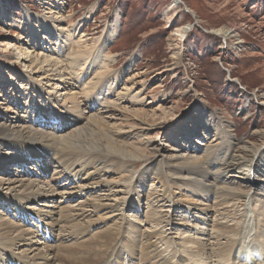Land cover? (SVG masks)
<instances>
[{
	"label": "rangeland",
	"instance_id": "374dc122",
	"mask_svg": "<svg viewBox=\"0 0 264 264\" xmlns=\"http://www.w3.org/2000/svg\"><path fill=\"white\" fill-rule=\"evenodd\" d=\"M184 28L190 30L181 38L179 33ZM222 28L234 31L233 37L224 40L212 33ZM31 30L36 40L31 36ZM104 38L110 42L103 49L102 56L94 60L95 66L91 70L89 63L92 64V57L80 58L83 66L73 61L79 47L95 53ZM33 51L41 59L46 57L55 61L58 68L69 72L71 76L67 82H62L63 74L50 72L46 64L31 60L30 56H35ZM101 73L108 75V83L102 82L97 92H89L91 79L94 76L102 78ZM78 74L80 78H77ZM85 76L89 77L86 79ZM75 92L84 95L81 106L88 108L84 111L86 117L92 114L111 117V126L122 124L126 127V133L120 134L119 141L141 144V148H145V143L151 139L167 152L181 145L191 146L195 151L199 149V155H202L204 148L220 137L219 131L212 124L206 127V122L195 111L202 106L209 108L220 124L229 126L228 130L225 129L228 134L222 137L232 135L235 144L249 141L256 149L264 148V0H0V123L5 116L23 114L27 107L46 109L51 104L64 112L66 107H72L71 94ZM137 112H145L147 122L155 125L148 135L128 128L131 123H137L136 119L130 120L136 117ZM189 112L192 113L191 118H188ZM40 123L37 122L44 129L46 126ZM55 124L52 120L48 126ZM59 126L56 124L55 127L59 129ZM189 132L193 134L191 137ZM229 147L227 142L220 153L225 151L227 154ZM161 157L126 162L128 167H133V172L125 173L126 180L116 176V180L125 187V193L118 194L116 202L133 206L121 212L122 215L114 221L128 227L130 231L126 234L131 237L130 232L134 230L129 227L130 223L140 230L150 229L144 221L149 210L164 211L169 204L174 205L169 217L178 225L174 230L163 229V235L175 241L177 250L183 252L186 249L181 242L182 238L186 239L185 235L200 242L208 240L201 233H211L212 219L217 218L214 214L217 201L211 197L194 196L192 190L184 192L173 188L169 193L171 202L166 200V207L162 208L163 203L159 201L162 198L152 193L155 190L164 192L165 188L160 189L150 179H140L146 167L154 169L160 160L163 163L168 160ZM218 159L222 160L220 156ZM41 161L20 166V170L10 173L11 176L0 171V180L8 177L47 181L54 174L56 165H49V160ZM45 170L44 176L41 172ZM105 179L112 180L110 175ZM67 185V190L73 187L68 182ZM138 185L143 187L138 189ZM241 186L243 190L251 189L248 201L253 225L251 234L264 253V222L261 217L264 197L259 199L254 195L256 192L263 195L262 188L250 183ZM24 189H12L16 190L13 195H21ZM97 190L93 193L96 194ZM92 191L91 188L86 192H73L72 196L65 195L64 199L56 196L51 202L36 204L26 201L29 196L12 198L9 196L11 190H3V199H12H9L10 203L1 201L0 223L9 222L21 229L0 241V264H11L10 259L35 264L37 262L32 257L38 252L33 250H43L42 243L57 245L58 241H64L65 245L75 242L83 245L97 232L111 227L114 221H103L100 226L86 227L85 233L77 239L68 237V234L81 232V229L65 231L64 228L70 225L60 219L66 215L67 218L73 217L72 223L82 221L87 226L84 222L91 220L87 218L90 213H82L86 215L81 218L75 216V210H80L79 204L90 198ZM108 194V191H101L96 196ZM252 195L255 196L254 203ZM17 199L21 202L17 203ZM135 199L140 202V210L134 207ZM237 208L241 212L244 209L239 205ZM19 210L25 214H18ZM51 210L53 219L47 213ZM101 214L95 212L92 218L99 219ZM207 215V223H203ZM21 231L25 232L26 238L19 240ZM30 231L38 237L35 235L33 238ZM17 240L21 242L13 251ZM167 247L160 245L162 251ZM24 251L30 258L24 257ZM182 252L179 254L189 259V264H205L206 257H188ZM171 253L164 255L167 259H174L175 263L178 257L174 258ZM244 258L227 264H242Z\"/></svg>",
	"mask_w": 264,
	"mask_h": 264
},
{
	"label": "bare ground",
	"instance_id": "6f19581e",
	"mask_svg": "<svg viewBox=\"0 0 264 264\" xmlns=\"http://www.w3.org/2000/svg\"><path fill=\"white\" fill-rule=\"evenodd\" d=\"M189 30L190 28H184L180 31L179 37L184 38ZM30 33L33 39L35 38L36 40V35L33 36L34 32L31 30ZM212 33L222 37L224 40H228L233 37L234 31L222 28ZM109 42L108 38L100 41L95 53H89L92 50L87 52L79 47V53L74 56L73 61H77L81 65L80 58L90 59L92 57V64L89 63V69L91 70L92 66H95L94 60L102 56L103 49ZM34 43L36 45L35 41ZM34 53L35 51L32 54ZM34 55V57L30 56L31 60L41 61V64H46L50 72L56 71L63 74L61 80L62 82H67L68 76H71V74L62 68H58L57 62L46 57L41 59L40 55L36 53ZM81 69L82 71L84 70L82 67ZM101 75L102 78L94 76L91 79L93 81L88 84L89 92L94 91L93 93H95L102 82L108 83V75L106 73H101ZM80 76L78 74L77 78H80ZM87 77L89 76H85L86 79ZM37 89H40L42 94H45L42 88L38 87ZM71 95L73 105L71 108L66 107L64 112L57 110L51 104L46 109L27 107L26 112H23V114L5 116L4 121L0 123L1 172L11 176L10 173L20 170V166L30 165L32 161L36 160H42L41 162L49 160V165H56V170L53 168L55 170L54 174L47 181L27 178L14 180L8 177L0 180V203L3 200L10 203L9 199L27 196H29V198H26L28 202H51L56 196L64 199L65 195L72 196L73 192H86L87 189L92 188L93 191L90 194V198L79 204V211L75 210L77 213L75 216H81V218L83 216L85 218L86 215L82 213H90L87 218H91V220L84 222L87 226L82 221L77 224L72 223L74 219L71 211L70 213L72 214L69 217L72 218H67L64 215V218L60 219V221H68L70 225L64 228L65 231L68 229L69 231L81 229V232L78 230L68 234L70 239H77L85 233L86 227L100 226L103 221L112 220L113 222L115 218L120 217L124 213L123 211L133 206L121 205L116 202L117 195L123 194V188H125L124 185H121V181L116 180V176L126 180L125 173L127 175L133 172V167H128L127 161L148 160L162 156L161 158L168 160L164 163L160 160L157 168L154 169L146 167L140 177L143 180L150 179L153 184L156 182L157 187L160 189L165 188L164 192L155 190L152 193V195L159 194V197L162 198L159 200L160 203H163L162 208L166 207L164 205L166 200L167 203L171 202L169 193L173 191V188H176L177 191L181 189L184 192L192 190L194 196L208 199L211 197L217 201L215 205L217 209H214V214L217 215V218L212 219L211 233L205 234L204 231L201 233L202 236L208 238L205 241L206 245H204L205 242L203 241L200 242L185 235L184 238L186 239L182 238L181 246L186 251L180 252L187 254L188 257H193L194 255H197L196 257H206L207 261L205 260V264H227L231 260H240L243 257L245 258L241 261L242 264H264L263 248L256 239L252 238L251 234L253 225L250 220V204H248L251 189L243 190L241 188V184L250 183L251 186L262 188L263 195L259 192L254 195L256 197L259 196V199L264 197V148L256 149L253 146L254 144L249 141L243 142L241 145L235 144L234 140H232L234 139L232 135L222 137L228 132L225 129L228 130L229 126L220 124L215 119L214 113L205 106H200L201 109L199 111L196 109L195 111L206 122V127L212 124L213 128L219 131L220 137L215 143L207 145L202 151V155H199V149L195 151L191 146L183 147L181 145L180 147L182 148H171L170 152H167L161 149L156 142H152L151 139L147 140L145 148H141L143 147L141 144L119 141L121 139L120 134L126 133L124 130L126 127H123L122 124L111 126L109 123L110 119H112L111 117H100L99 114H92L86 117L84 111L88 108L81 106L83 103L81 98L84 95L77 92ZM134 116L136 117L130 118V120L136 119L138 121H136L137 123H131L130 127H128L131 130H139L144 135H148L155 128L154 124L147 122L146 118L148 115L145 112H137ZM189 117H192L191 112L188 113ZM52 120L60 125L59 129L55 127L56 124L49 128V122ZM127 120H129V116ZM37 122H41L40 125L43 124L48 129L46 127L41 129ZM192 135L190 132L188 133L189 137ZM227 142L231 146L227 148L228 153L226 154L225 151L220 153ZM1 152L5 153L1 155ZM8 154H10L9 158L7 157ZM219 156L222 160L218 159ZM89 170L91 171L89 172ZM46 172L47 170L41 173L45 176ZM41 173L38 176H41ZM109 175L112 178L110 181L105 179ZM69 181L71 182L69 183ZM67 182L73 185L70 190H67ZM42 185H46V187H41ZM140 185H143V182ZM140 185H138V189L143 187ZM5 186H8V188L5 189ZM16 188H25L24 193L13 195L16 190L13 191L12 189ZM64 188L66 189L65 191H63ZM96 189H98L96 194H100L101 191H108L109 194L96 196L93 193ZM3 190H11L9 196L12 198L5 197L3 199ZM255 196L252 195L253 203L256 202ZM73 198L70 197L69 199ZM20 200L17 199V203H20ZM106 202L110 204H106ZM133 202L134 207L140 210V202L137 199L133 200ZM238 205L241 208L244 207L242 212L237 208ZM172 208H174V205L171 206L169 204L168 209H164V211L149 210L144 221L146 225L151 227L150 229L140 230L137 226L130 223L129 227L134 230L130 232L132 234L131 237L126 234L127 231H130L128 227L126 228L125 225L114 221L111 227L97 232L93 238L88 239L83 245L78 242L72 245H65L64 241H58L57 245L42 243L44 249L39 250L37 248L33 250V252L37 251L38 253L32 258L37 262L35 264H189V259L183 254H179L176 242L163 235V229L174 230L178 225L170 220L169 215ZM87 209L90 210L85 211ZM261 210V217L264 222V207ZM22 212L24 215L25 212L23 210H19L18 214ZM39 212L43 214L42 210ZM95 212L102 213L99 219L92 218L95 217ZM47 213L50 219H53V210ZM90 215L91 217H89ZM208 217L207 215L202 220L203 223H207ZM53 223L58 222L54 221ZM20 229L9 222L0 223V241L6 240L13 233L20 231ZM77 232L79 233L76 234ZM32 234L33 238L37 235L36 233ZM24 236L25 232L21 231L18 237L19 240ZM28 240L30 241V239ZM20 242L18 240L15 241L12 248L13 251ZM161 244L168 245V247L162 251L160 248ZM194 245L198 246L192 248ZM62 252H67V254H62ZM166 252H172L171 255L173 254L174 258L178 257L177 261L174 263V259H167L164 255ZM23 254L24 257L27 256L26 251ZM10 260L11 264H31V262L24 261L22 263L17 259Z\"/></svg>",
	"mask_w": 264,
	"mask_h": 264
}]
</instances>
